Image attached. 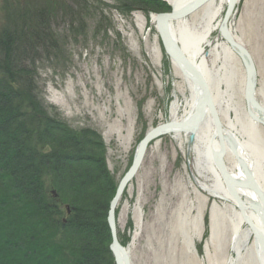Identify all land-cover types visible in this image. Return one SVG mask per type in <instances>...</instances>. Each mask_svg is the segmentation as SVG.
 Here are the masks:
<instances>
[{
  "label": "rangeland",
  "instance_id": "1",
  "mask_svg": "<svg viewBox=\"0 0 264 264\" xmlns=\"http://www.w3.org/2000/svg\"><path fill=\"white\" fill-rule=\"evenodd\" d=\"M160 1L173 8L171 0ZM120 3L0 0V32L17 25L14 19L19 17L23 19L19 33L42 37L41 31L47 30L57 42L55 50L37 51L36 100L50 121L78 135L86 131L104 145L105 166L116 181L131 166L145 135L173 123L172 104H178L176 116L181 120L189 99L180 70L172 66L157 35L152 20L156 15L145 12L141 2L131 10H124V2ZM235 12V38L243 42L255 63L259 91L264 89V0H239ZM237 68L239 75L242 68ZM234 90V99L242 106L243 95L238 88ZM220 122L225 127L223 117ZM259 130L264 138V127ZM184 132L180 133L183 137ZM68 146L64 151H70ZM42 150L48 154L51 148ZM187 151V143L179 144L168 133L153 139L117 206V235L120 245L125 240L123 247L130 249L131 264H227L233 255L227 209L223 201L199 191L197 180L201 178ZM223 160L230 167L226 154ZM49 188L51 203L61 208V223L65 224L71 207ZM213 208L219 211L217 218ZM198 215L201 231L194 236V259L185 253L174 232L176 218L187 216L193 235L197 228L193 220Z\"/></svg>",
  "mask_w": 264,
  "mask_h": 264
},
{
  "label": "trees",
  "instance_id": "2",
  "mask_svg": "<svg viewBox=\"0 0 264 264\" xmlns=\"http://www.w3.org/2000/svg\"><path fill=\"white\" fill-rule=\"evenodd\" d=\"M118 2L124 10L141 2L145 12L170 11L160 0ZM19 26L0 32V264H115L107 214L117 181L104 145L45 116L34 95L35 54L57 42L47 30L42 38ZM49 187L71 207L65 224Z\"/></svg>",
  "mask_w": 264,
  "mask_h": 264
},
{
  "label": "bare ground",
  "instance_id": "3",
  "mask_svg": "<svg viewBox=\"0 0 264 264\" xmlns=\"http://www.w3.org/2000/svg\"><path fill=\"white\" fill-rule=\"evenodd\" d=\"M238 1L171 0L173 6L171 12H150L149 15H156L152 20L155 21L157 30L159 15H170L172 11L181 15L187 14L176 21L167 19L163 22V28L167 30L171 42L170 49L179 58L194 66L206 83L205 90L209 97L207 96L205 100L207 106L202 111L199 110L197 105L203 98L204 89L198 86L196 76L185 66L180 69L173 63L172 66L180 70L185 81L189 99L185 101L187 111L181 120L176 116L178 104L176 102L172 104L170 108L172 121L179 123L195 115L198 119L200 112L203 117L197 122L194 120V123H190L192 127L185 130L184 137L181 132L175 130L168 134L181 145L187 143V154L193 162L197 176L201 178L197 180L199 191L223 201L227 209L232 231L233 254L227 264H264V138L259 130L260 127H264V89L256 91L258 82L255 63L243 42L235 38L233 26ZM192 8H196L195 11ZM192 17L195 18L193 22ZM17 18L14 21L20 25V18ZM8 23L12 24L9 17ZM157 35L159 36L158 31ZM161 44L163 46L162 41ZM237 53L251 62L252 65L248 63L249 67L253 66L251 81L254 84V91L249 96L254 98L252 101L255 105L244 93L247 89L246 78L242 74L246 71ZM237 66L242 68L239 75ZM235 87L243 95L242 106L234 99ZM258 98L262 100L259 101ZM221 117L224 119L225 127L221 125ZM225 154L230 167L226 166L221 157ZM219 159L222 160L221 166L217 163ZM130 167L117 181L118 184ZM139 169L140 167L138 171ZM136 174L127 183L119 202ZM213 216L215 218L219 216L216 208H213ZM176 219L174 234L181 238L185 253L195 259L193 241L194 236H198L201 231V215L193 220L197 227L193 235H190V222L187 216H178ZM244 223L249 225L244 227ZM251 240L252 244L249 245ZM121 251L124 255L122 258L128 257L131 264L130 249L122 246Z\"/></svg>",
  "mask_w": 264,
  "mask_h": 264
},
{
  "label": "water",
  "instance_id": "4",
  "mask_svg": "<svg viewBox=\"0 0 264 264\" xmlns=\"http://www.w3.org/2000/svg\"><path fill=\"white\" fill-rule=\"evenodd\" d=\"M193 10L196 8H192ZM190 10V9H189ZM229 11V10H228ZM228 14V12H227ZM226 14V15H227ZM185 15H187L186 13L181 15L180 13L174 12L172 11V13L170 15H159L157 17V31L159 32V36L161 38V41L163 43L164 46V50L165 53L168 55V57L173 61L174 64L177 65L178 68H183L184 66L189 70L190 73H192L193 75L196 76L195 79L198 86H200L202 89H204V93H203V98L201 99V101L198 103L197 108L199 110H203L204 107H206V99H207V91L205 90V82L203 80L202 77H200L197 73V71L195 70L194 66H192L191 64H189L185 59L183 58H179L178 55L170 49V40L168 39V33L167 30H164L163 28V22L166 21L167 19L169 20H173L176 21L178 19H182ZM237 57L240 59V61L242 62V64L245 67V78H246V91L244 92L246 94V96L249 97V99L252 101L254 100L253 97H250L249 94H252V92L254 91V84L251 81V73H252V69L253 66L249 67L251 64V62L247 61L246 59L243 58L242 55H239V53H237ZM248 63H250V65H248ZM209 97V96H208ZM248 101V100H247ZM253 102V101H252ZM255 105V102H253ZM260 110V109H259ZM261 111V110H260ZM203 114L202 112L199 113L198 119H196V115L191 117V119H187L186 121H182L180 123L177 122H173V123H168V124H164V125H160L158 127H156L155 129L150 130L144 137V139L140 142L138 148H137V152L135 154V157L133 159V163L130 167V169L128 170L127 174L124 176V178L119 182L117 190H116V194L114 196V198L112 199L110 206H109V210H108V218H107V222H108V226L111 232V238H112V243L110 245V250L111 253L114 257L115 263L116 264H122V261L124 264H130L128 261V257L127 258H122L124 255L121 254V245L118 241L117 238V229H116V221H115V212L117 209V204L119 202V199L122 196V193L127 185V183L134 177V175L137 173L138 168L140 167L143 158H144V154L146 152L147 146L149 145V143L157 138L160 137L161 135L170 133L172 131H179V132H183L185 130H187L188 127H192L190 125V123H194V120L197 122L200 119H202ZM189 121V122H188ZM195 125V124H194ZM264 126V125H263ZM223 157V155L221 156ZM218 165L221 166L222 165V160H218L217 161ZM240 203V201H239ZM242 205V203L240 204V206ZM241 211V208H240ZM242 213V211H241ZM247 224V223H246ZM249 225V224H247Z\"/></svg>",
  "mask_w": 264,
  "mask_h": 264
}]
</instances>
